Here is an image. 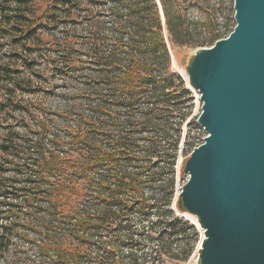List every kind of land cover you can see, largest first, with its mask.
I'll list each match as a JSON object with an SVG mask.
<instances>
[{
    "label": "trees",
    "instance_id": "obj_1",
    "mask_svg": "<svg viewBox=\"0 0 264 264\" xmlns=\"http://www.w3.org/2000/svg\"><path fill=\"white\" fill-rule=\"evenodd\" d=\"M30 1L0 0V18ZM109 1L111 25L88 27L80 63L62 58L67 41L51 42L47 62L76 100L0 134V264H179L194 249L197 228L174 204L193 95L167 44L193 23L171 0ZM11 72L4 102L23 90Z\"/></svg>",
    "mask_w": 264,
    "mask_h": 264
},
{
    "label": "water",
    "instance_id": "obj_2",
    "mask_svg": "<svg viewBox=\"0 0 264 264\" xmlns=\"http://www.w3.org/2000/svg\"><path fill=\"white\" fill-rule=\"evenodd\" d=\"M233 9L229 34L183 66L206 132L174 199L202 230L196 264H264V0Z\"/></svg>",
    "mask_w": 264,
    "mask_h": 264
},
{
    "label": "rangeland",
    "instance_id": "obj_3",
    "mask_svg": "<svg viewBox=\"0 0 264 264\" xmlns=\"http://www.w3.org/2000/svg\"><path fill=\"white\" fill-rule=\"evenodd\" d=\"M171 1L172 7H181L184 17L193 23L189 26L190 34L183 36L182 44L172 47L167 43L172 68L184 76L183 66L189 55L196 50L189 46L190 41L207 39L217 31L222 32V35L229 34L228 31L235 24L233 0H184V5V2L181 4L183 0ZM176 3H180V6L176 7ZM109 4V0H31L24 6L13 4L4 20L2 21L3 17L0 18V76L4 68L11 70L9 77L19 81L23 88L13 92L11 101L4 102L5 83L0 80V108L8 107L5 116L0 114V134L5 131L6 126L11 130L19 129L28 119L35 121L37 118L48 117L51 113L60 111L65 101L70 103L76 100L74 95L67 94L66 81L57 78L58 70L55 71L47 62L53 49L51 42L67 41L69 47L62 51V58L64 55L66 59H73L77 65L84 59L83 45L90 36L88 27L111 25ZM159 16L161 17L160 11ZM18 17H26L25 22H17ZM191 91L192 116L196 125L187 131L190 142L188 151L202 143L206 135L196 122L201 111L199 94L193 89ZM182 159V156L179 157L177 164L176 193L188 178L187 174L179 171ZM182 214L197 228L198 238L189 258L179 264H196L199 243L203 238L202 230L194 215L186 211ZM171 240L173 246L179 243L174 236Z\"/></svg>",
    "mask_w": 264,
    "mask_h": 264
}]
</instances>
